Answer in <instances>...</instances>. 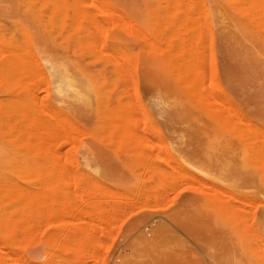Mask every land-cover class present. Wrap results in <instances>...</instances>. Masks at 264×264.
I'll return each mask as SVG.
<instances>
[{"label":"rangeland","instance_id":"rangeland-1","mask_svg":"<svg viewBox=\"0 0 264 264\" xmlns=\"http://www.w3.org/2000/svg\"><path fill=\"white\" fill-rule=\"evenodd\" d=\"M59 1L0 0V264H264L259 0Z\"/></svg>","mask_w":264,"mask_h":264},{"label":"bare ground","instance_id":"bare-ground-1","mask_svg":"<svg viewBox=\"0 0 264 264\" xmlns=\"http://www.w3.org/2000/svg\"><path fill=\"white\" fill-rule=\"evenodd\" d=\"M60 1H61V0H60ZM60 1H59V2H60ZM74 1H75V0H74ZM78 1H79V0H78ZM254 1L256 2V0H254ZM62 2H63V1H62ZM62 2H61V3H62ZM79 2H80V1H79ZM65 3H66V2H65ZM76 3H77L76 5L79 6L77 1H76ZM90 3H92V2L90 1ZM256 3H259V4H257V5H259V6L261 7V9L264 11V1H263V0H259V2L257 1ZM80 4H82V2H81ZM98 4H99V3H98ZM61 5H62V4H61ZM83 5H84V4H83ZM101 5H102V4H101ZM80 6H82V5H80ZM77 8H78V7H77ZM81 8H83V6H82ZM81 8L79 9V11L81 10ZM84 8L86 9V7H84ZM97 8H98V7H97ZM109 10H110V9H109ZM84 11H85V13H86L87 9L84 10ZM84 11H83V12H84ZM96 11H97V9H96ZM83 12H79V14H81V13H83ZM89 12H91V11H89ZM114 12H115V11H114ZM76 13H78V12L75 11V16H76ZM91 13H92V12H91ZM91 13H88V12H87V15L89 14V15H88L89 18H90V16H91ZM92 14H93V13H92ZM77 15H78V14H77ZM81 15H82V14H81ZM87 15H84V16L87 17ZM109 15H110V14H109ZM122 15H123V14H122ZM78 16H79V15H78ZM82 16H83V15H82ZM84 16H83V17H84ZM91 17H92V16H91ZM118 17H119V16H118ZM89 18H88V20H89ZM120 18H121V17H120ZM125 18H126V17H125ZM132 18H133V17H132ZM91 19H93V20L95 21L94 16H93V18H91ZM85 20H86V19H85ZM88 20H86V21H88ZM94 21H93V22H94ZM97 21H98V20H97ZM125 21H126V20H125ZM90 22L92 23L91 20H90ZM94 23H95V22H94ZM131 23H132V22H131ZM97 24L99 25V24H100V21H99L98 23H96V25H97ZM87 25L89 26V24H87ZM94 25H95V24H94ZM85 26H86V25H85ZM100 26H101V25H100ZM130 26H131V25H130ZM90 27H91V26H90ZM118 27H119V26H118ZM118 27H117V28H118ZM126 27H127V26H126ZM135 27H136V26H135ZM87 28H88V27H87ZM87 28H86V29H87ZM91 28H92V27H91ZM132 28H134V27H132ZM88 29H90V28H88ZM88 29H87V30H88ZM97 29H98V28H97ZM103 29H104V28H103ZM91 30H92V29H91ZM91 30H90V31H91ZM100 30H102V29H100ZM130 30H131V29H130ZM36 33L39 34V32H36ZM36 33H35V34H36ZM91 34H92V33H91ZM38 37H39V36H38ZM32 41H33V40H32ZM90 44H91V43H90ZM117 49H118V48H117ZM90 50H91V49H90ZM92 51H93V50H92ZM111 53H112V52H111ZM112 55H113V54H112ZM112 55H111V56H112ZM109 56H110V55H109ZM111 56H110V57H111ZM19 57H20V56H19ZM113 57L115 58V56H113ZM52 59H53V61H54V58H53V57H52ZM58 62H59V61H58ZM53 63H55V62H53ZM57 65H58V64H56V67H57ZM58 68H60V67H58ZM65 76H67V75H65ZM67 77H68V76H67ZM67 77H66V78H67ZM62 79H63V78H62ZM69 79H71V78L69 77ZM185 79H186V78H185ZM67 80H68V79H67ZM62 81H63V80H62ZM71 81H72V79L69 80L67 83H68V86H70L71 88H73V83H72ZM194 81H196V80H194ZM194 81H193V82H194ZM64 83H65V82H64ZM67 83H66V84H67ZM78 83H79V82H78ZM85 83H86V82H85ZM191 83H192V82H191ZM74 84H75V83H74ZM81 84H83V83H81ZM195 84H196V83H195ZM66 86H67V85H66ZM81 86H82V85H81ZM194 86H196V85H194ZM75 87H76V86H75ZM81 88H82V87H81ZM200 103H201V102H200ZM53 111H54V110H53ZM49 115H50V114H49ZM34 116L37 117V115H35V114H34ZM41 116H42V115H41ZM41 116H40V117H41ZM53 116H54V115H53ZM40 117L38 118V120L41 119ZM33 120H34V119H33ZM43 121H44V120H43ZM56 121H57V120H56ZM62 121H63V120H62ZM49 122H50V121H49ZM35 123H36V121H35ZM39 123H41V122L39 121ZM57 123H58V122H57ZM44 124L46 125V123H44ZM44 124H42V126H43ZM47 124H48V123H47ZM61 125H62V124H61ZM40 126H41V125H40ZM46 127H47V126H46ZM57 127H58V126H57ZM56 131H57V130H56ZM45 133H46V132H45ZM47 134H48V133H47ZM39 136H40V135H39ZM50 136H51V135H50ZM41 140H42V139H41ZM53 140H54V139H53ZM53 140H52V142H53ZM36 143H37V142H36ZM45 143H46V142H45ZM50 144H52V143H50ZM43 145H44V144H43ZM41 146H42V145H41ZM40 148H41V147H40ZM33 149H34V148H33ZM36 149H37V148H36ZM48 150H49V149H48ZM50 150H51V149H50ZM35 151H36V150H34L33 153H34ZM43 151H45V150H43ZM46 151H47V150H46ZM46 151H45V152H46ZM50 152H51V151H50ZM52 152H54V151L52 150ZM5 153H6V152H5ZM42 153H43V152H42ZM0 154H1V153H0ZM6 154L8 155V153H6ZM55 154H56V153H55ZM1 155H2V154H1ZM1 155H0V157H1ZM7 155H6V156H7ZM41 155H42V154H40L39 157H41ZM52 155H53V154H52ZM3 156H4V155H3ZM3 156H2V157H3ZM37 156H38V155H37ZM37 156H36V157H37ZM42 157H43V155H42ZM0 159H1L0 161H2V159H4V158H0ZM41 159H42V158H41ZM3 162H4V161H3ZM2 168H3V167H2ZM1 177H2V176H1ZM3 177H4V176H3ZM4 181H5V179H4ZM25 191H26V190H25ZM22 192H23V191H22ZM27 193H28V192H27ZM21 195H22V194H21ZM23 195H24V194H23ZM25 196H26V195H25ZM219 196H220V195H219ZM227 202H228V201H227ZM24 210H25V209H24ZM19 212H20V211H19ZM19 212H18V213H19ZM16 213H17V212H16ZM20 214H21V213H20ZM4 215H5V214H4ZM18 215H19V214H18ZM15 216H16V215H15ZM5 217H6V216H5ZM20 217H21V216H20ZM0 218H1V217H0ZM0 231H1V230H0ZM213 231H214V230H213ZM237 234H238V233H237ZM215 235H216V234H215ZM2 237H3V236H2ZM227 238H228V237H227ZM1 239H2V238H1ZM12 240L14 241V239H12ZM224 240H225V239H224ZM226 240H227V239H226ZM13 241H12V242H13ZM4 242H5V241H4ZM14 242H15V241H14ZM220 245H221V244H220ZM226 245H227V244H226ZM226 245H225V246H226ZM1 247H2V245H1ZM0 249H1V248H0ZM1 251H2V250H0V252H1ZM12 252H13V251H12ZM1 253L4 254V251H2ZM10 253H11V252H10ZM13 253H14V252H13ZM13 253H11V254H13ZM0 255H2V254H0ZM1 257H2V256H1ZM3 257H4V256H3ZM2 261L6 262L5 260H2ZM4 262H3V263H4ZM7 263H8V262H7ZM4 264H6V263H4ZM9 264H10V263H9Z\"/></svg>","mask_w":264,"mask_h":264}]
</instances>
